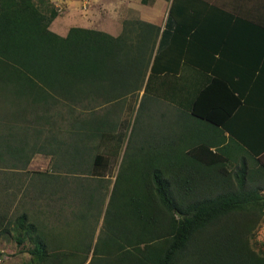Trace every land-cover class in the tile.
Here are the masks:
<instances>
[{
  "label": "trees",
  "instance_id": "1",
  "mask_svg": "<svg viewBox=\"0 0 264 264\" xmlns=\"http://www.w3.org/2000/svg\"><path fill=\"white\" fill-rule=\"evenodd\" d=\"M167 1L164 28L128 18L118 36L79 26L63 36L50 28L61 14L51 0H0V97L6 129L24 130L0 146V243L28 253L22 264H264V240L255 239L264 170L249 158L264 156V0ZM132 98L163 121L137 144L131 173L125 151L95 240L81 222L94 215L99 224L105 200L96 210L95 193L110 181L88 182L72 211L82 185L71 196L54 169H106L124 142L113 115ZM195 121L222 136L194 150ZM38 153L60 163L31 172ZM26 174L35 178L25 184Z\"/></svg>",
  "mask_w": 264,
  "mask_h": 264
},
{
  "label": "rangeland",
  "instance_id": "2",
  "mask_svg": "<svg viewBox=\"0 0 264 264\" xmlns=\"http://www.w3.org/2000/svg\"><path fill=\"white\" fill-rule=\"evenodd\" d=\"M73 2H76L78 0H72ZM58 9L60 13H65L66 11V0H58ZM92 2L89 1L87 3V5L91 4ZM78 7V5L76 6ZM106 7H103V9ZM105 17L106 14L104 13ZM107 24H111L110 23V19L106 20ZM167 22V19L164 23V26ZM103 22H101L102 25ZM106 26V25H105ZM140 102V101H139ZM99 114H101V118L105 115L104 111H100ZM118 117L117 121L119 122L118 125V133H123V144H122V149H121V153L113 156L109 166H107L106 169L101 170V172L97 173V172H92V173H88L87 171H77L74 172V170L72 169V171L69 170V165H72L74 163H71V161L68 162V169H64L62 170L60 167L57 166V169L55 167L56 163L59 162L60 163V159L58 157H53L51 155H45L42 153L36 154L34 156V158L32 159V164L29 166L30 170H41L43 168H53L54 172L56 173H60L62 176H65L70 187L68 189L69 191H71V196H72V192L73 190H75V186H77V184L81 183L82 187L79 186L81 188V190L78 191V194H75L74 196H70L71 197V201H72V211L73 210H77L80 207V203L82 201H86L87 197L90 194V190H91V186L88 184V182H91L93 185H96L98 183V179L100 178H104L110 182H105L108 184L109 189L107 190V188L105 187H101L100 189H98L95 193V198L97 199V204H94V208H96V210L99 209L100 206V201L102 200L104 202L105 200V205L103 208V212L101 214L100 217V222L99 224L96 225V219L95 216H91L89 218H87L86 220V224L82 221L81 223H83L85 226V228L91 230L94 232L95 234V240H97V237L100 233L101 230V224L104 218V214L107 208V204L109 201V198L111 196L112 193V189H113V185H114V181L116 178V175L118 173L119 170V166L121 163V160L123 159L124 153L125 151H127L128 154V161L129 164H131V170L129 173H131L136 166H138L139 164H141V157L140 154L142 155L143 151L140 150L139 146H137V144H139V142L143 141H148V137L149 135H151V133L157 128H160V123L162 120V118L160 117V115L158 117L153 118L152 120L150 119V117L148 116V111L146 112L145 107L139 111V103L137 102L136 98H132L128 105L126 106V108L124 110L119 111L118 113H116L115 115ZM32 132V131H31ZM156 133V131H155ZM154 136H156V134H154ZM158 136V135H157ZM166 137V136H165ZM164 137V138H165ZM162 138L164 141H166V139ZM148 139V140H147ZM154 140V139H152ZM158 140V139H157ZM160 140V138H159ZM136 142V143H134ZM31 144H33V142H30ZM106 147H104V152L107 153L106 151ZM29 153H25L23 155V160L24 161L26 158L29 157V155H31L34 151V149H32L31 147H29ZM100 151V150H99ZM145 152V151H144ZM86 166V162L84 163V168ZM72 167V166H71ZM68 170V171H67ZM32 172V171H31ZM29 172V173H31ZM29 174L23 175V179H28ZM84 185V186H83ZM69 198V197H68ZM70 202V199H69ZM102 203V202H101ZM102 208V207H101ZM68 214L70 215L69 217V222L71 223V221H77L74 220L75 216L74 214L71 212V209L67 208ZM96 226V228L94 227ZM72 233H75L76 230H71ZM255 239L257 242H261L264 240V222L262 223V225L257 229L256 231V236ZM0 257L2 259H4L7 263H12V262H16L17 264H21L24 261H27L29 259L28 253H21L19 252V249L17 248V246H15L12 242V245L10 246L9 244L6 245H1L0 246Z\"/></svg>",
  "mask_w": 264,
  "mask_h": 264
},
{
  "label": "crops",
  "instance_id": "3",
  "mask_svg": "<svg viewBox=\"0 0 264 264\" xmlns=\"http://www.w3.org/2000/svg\"><path fill=\"white\" fill-rule=\"evenodd\" d=\"M56 7L58 6L57 1L58 0H51ZM91 1L92 3L87 5V3ZM211 2H221V3H230L231 0H209ZM66 11L65 13H61L57 18L53 20V22L50 25L51 30L54 32L65 36L69 29L73 26H79L84 28H92V29H98L106 31L114 36H118L123 29V21L124 19L128 18H141L142 20L162 25L164 28V23L168 17L169 10L171 7V1L167 0H151V3H144L143 0H78L76 2H73L72 0H66ZM78 5V7H76ZM103 7H106L103 9ZM106 14V17L104 15ZM106 20L110 19L111 24H107ZM101 22L102 25H101ZM106 25V26H105ZM193 75L199 76V72L192 69ZM211 100L213 98L211 97ZM15 105H22L21 102H18ZM0 146L2 149H6L8 143H13V146L16 144L17 140L13 141L9 137V134H12V132H15L16 134H22L24 130H15L9 133V130L6 129V119H7V101L3 99V97H0ZM30 116V114H29ZM195 129L194 134L196 135V141L195 145L192 144L194 147V150L197 148L199 149L200 145L208 143H215L222 135L219 132L218 129L202 122V121H195ZM35 126L30 127L28 132L31 133L32 130H35ZM161 132V131H160ZM226 135L229 136V133L226 132ZM47 134L44 132V137H46ZM34 142L35 140L32 139ZM38 141V140H37ZM41 141H46V139L42 138ZM195 142V140H194ZM48 143V141H47ZM175 148L177 149H183L185 147L184 143L175 142ZM160 148H166L169 145V142H161ZM215 145V144H214ZM191 146V145H190ZM189 146V147H190ZM234 148H238L239 145L237 143H233ZM211 152L216 150V146L210 147ZM39 154V153H38ZM234 157H238L237 159L240 161V163L243 162L242 160V154H234ZM251 159V167L255 169H261L262 164H264V156L263 161L257 162L254 160V158L249 157ZM32 164V161L30 165ZM235 164V163H234ZM29 165V166H30ZM264 167V166H263ZM47 168L41 169V171H46ZM33 171V170H30ZM29 174L28 179H24L25 184L32 182L33 176ZM261 184L264 185V178L262 177ZM264 192V191H263ZM9 244L12 245V242L10 241H3L0 243L1 245ZM14 244V243H13ZM15 245V244H14ZM16 246V245H15ZM6 261L0 257V264H7ZM23 263V262H22ZM21 263V264H22ZM9 264H17L16 262H12Z\"/></svg>",
  "mask_w": 264,
  "mask_h": 264
}]
</instances>
